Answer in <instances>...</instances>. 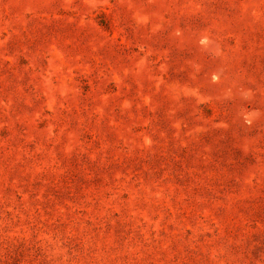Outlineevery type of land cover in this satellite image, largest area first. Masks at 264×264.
Segmentation results:
<instances>
[{
	"label": "rangeland",
	"instance_id": "1",
	"mask_svg": "<svg viewBox=\"0 0 264 264\" xmlns=\"http://www.w3.org/2000/svg\"><path fill=\"white\" fill-rule=\"evenodd\" d=\"M0 264H264V0H0Z\"/></svg>",
	"mask_w": 264,
	"mask_h": 264
}]
</instances>
